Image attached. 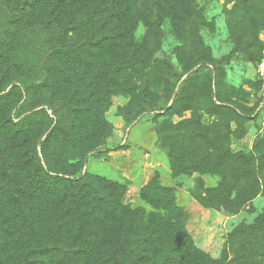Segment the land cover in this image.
Masks as SVG:
<instances>
[{
	"label": "trees",
	"instance_id": "obj_1",
	"mask_svg": "<svg viewBox=\"0 0 264 264\" xmlns=\"http://www.w3.org/2000/svg\"><path fill=\"white\" fill-rule=\"evenodd\" d=\"M230 1L232 33L243 34L236 44L252 50L240 20L257 8L264 15V0ZM201 21L199 0H0V264H264V208L254 207L264 198V141L248 154L216 143L211 155L203 151L211 156L204 163L185 142L202 148L198 139L210 131L189 121L196 130L173 134L180 154L172 169L220 178L199 188L203 208L255 214L230 232V257L222 261L194 242L171 190L146 187L140 198L148 210L124 202L121 185L81 175L86 157L112 134L105 116L112 98H139L144 106L153 98L148 78L139 85L136 76L155 66L166 22L187 38ZM163 65L160 78L178 82L172 65ZM222 110L229 111L215 107L220 117ZM227 115L230 140L236 116Z\"/></svg>",
	"mask_w": 264,
	"mask_h": 264
},
{
	"label": "rangeland",
	"instance_id": "obj_2",
	"mask_svg": "<svg viewBox=\"0 0 264 264\" xmlns=\"http://www.w3.org/2000/svg\"><path fill=\"white\" fill-rule=\"evenodd\" d=\"M199 4L203 27L192 31L187 38H178L166 22L162 48L154 55L155 66L136 76L139 85L148 78L154 96L148 98L147 105L139 104V98H112L111 107L105 114L112 126V134L103 146L86 157L81 175L90 174L121 185L124 202L148 210L151 207L140 198L146 187L158 184L171 190L176 204L188 215L186 230L194 242L212 259L222 261L223 257H230V232L241 223L251 222L255 214L242 212L229 217L203 208L196 200L199 188L202 184L206 189L214 188L220 178L210 174L202 176L198 172L181 173V167L172 169L170 160H177L180 154L173 148V134L196 130L189 121L200 124L202 131H210L211 134L201 135V140L198 139L202 148L196 150L194 145L185 142L188 152H195L192 153L195 160L204 163L211 156L203 151L209 149L211 155L210 148L216 143L222 148L230 147L236 153L248 154L264 141V95L256 75L257 61L264 48V22L259 8L252 12L253 15L248 14L240 20V31L252 42V50H248L241 42L239 46L236 44L237 35L231 30L237 14L234 13L235 2L199 0ZM145 35L146 29L140 25L136 38L141 41ZM237 37L242 39L243 34ZM167 62L172 65L178 82L169 79L166 84L165 79L160 78L161 70L165 76L163 64ZM187 69L190 70L185 74ZM190 77L192 82L186 83ZM190 88L192 93H197L194 98ZM192 103L196 107L184 111ZM217 106L227 108L236 116L230 123V140L225 133L229 111L222 110L220 117L217 114L220 111L215 113ZM215 124L221 125L218 132L222 133L219 132L218 138L213 133ZM11 162L19 164L20 160ZM254 207L260 213L264 198H257Z\"/></svg>",
	"mask_w": 264,
	"mask_h": 264
},
{
	"label": "built area",
	"instance_id": "obj_3",
	"mask_svg": "<svg viewBox=\"0 0 264 264\" xmlns=\"http://www.w3.org/2000/svg\"><path fill=\"white\" fill-rule=\"evenodd\" d=\"M256 75L260 80V82L262 83V89H263L262 92L264 95V48L262 52V57L256 65Z\"/></svg>",
	"mask_w": 264,
	"mask_h": 264
}]
</instances>
